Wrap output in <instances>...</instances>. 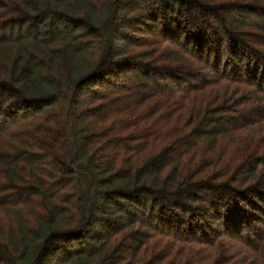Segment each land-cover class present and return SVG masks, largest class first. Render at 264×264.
Segmentation results:
<instances>
[{
	"label": "trees",
	"instance_id": "1",
	"mask_svg": "<svg viewBox=\"0 0 264 264\" xmlns=\"http://www.w3.org/2000/svg\"><path fill=\"white\" fill-rule=\"evenodd\" d=\"M0 264H264V0H0Z\"/></svg>",
	"mask_w": 264,
	"mask_h": 264
}]
</instances>
